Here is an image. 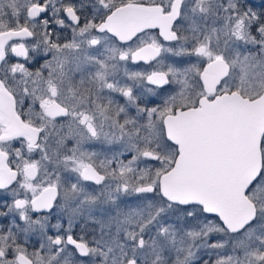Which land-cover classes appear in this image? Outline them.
I'll return each instance as SVG.
<instances>
[{"label":"snow or ice","instance_id":"snow-or-ice-1","mask_svg":"<svg viewBox=\"0 0 264 264\" xmlns=\"http://www.w3.org/2000/svg\"><path fill=\"white\" fill-rule=\"evenodd\" d=\"M0 264H264V0H0Z\"/></svg>","mask_w":264,"mask_h":264},{"label":"flooded vegetation","instance_id":"flooded-vegetation-1","mask_svg":"<svg viewBox=\"0 0 264 264\" xmlns=\"http://www.w3.org/2000/svg\"><path fill=\"white\" fill-rule=\"evenodd\" d=\"M138 67H141V68H142V67H144V65H142V64H141V65H140V66H138Z\"/></svg>","mask_w":264,"mask_h":264},{"label":"rangeland","instance_id":"rangeland-1","mask_svg":"<svg viewBox=\"0 0 264 264\" xmlns=\"http://www.w3.org/2000/svg\"><path fill=\"white\" fill-rule=\"evenodd\" d=\"M255 2L259 3V0H255Z\"/></svg>","mask_w":264,"mask_h":264}]
</instances>
